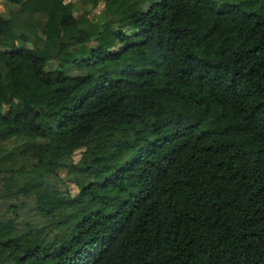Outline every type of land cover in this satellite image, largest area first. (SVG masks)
<instances>
[{"label":"trees","instance_id":"trees-1","mask_svg":"<svg viewBox=\"0 0 264 264\" xmlns=\"http://www.w3.org/2000/svg\"><path fill=\"white\" fill-rule=\"evenodd\" d=\"M5 1L0 141L50 219L0 213V264H264V0Z\"/></svg>","mask_w":264,"mask_h":264},{"label":"rangeland","instance_id":"rangeland-1","mask_svg":"<svg viewBox=\"0 0 264 264\" xmlns=\"http://www.w3.org/2000/svg\"><path fill=\"white\" fill-rule=\"evenodd\" d=\"M4 14L10 16L12 13H19L18 6H7L0 9ZM76 15L79 17V22L81 25L84 24L83 11L80 6L77 5L75 10ZM92 20H96L102 23L106 19L104 13V5H99L93 13L90 15ZM26 19L25 16L19 14V20ZM30 23H32L36 28H41L45 18L42 15H35L27 18ZM24 21V20H23ZM21 43V41H20ZM23 44V43H22ZM28 47H32V43L27 44ZM58 65L56 60H50L47 65V69H54ZM69 73H82L83 70L68 68ZM38 143H46V140L37 139ZM27 142L24 137L18 136L11 140L0 141V158L7 155L9 152L11 155L7 158L2 159L0 162V213L2 221H8L10 219H15L17 225L22 229H29L33 231H38L43 229L50 219L45 214L38 212L34 208L35 199L33 197H27L19 193V183L22 180L20 175L15 176L12 174L8 168L23 166L27 169L36 163V160L31 157H24L20 152L26 147ZM9 155V154H8ZM81 157L80 151L77 152L74 159L78 161ZM70 160L64 161V167L58 170V176H49L45 179V183L49 187H55L60 189L64 193H70L71 195H76L79 192L78 187L71 180L69 175V170L67 168ZM6 264H12V262H7Z\"/></svg>","mask_w":264,"mask_h":264},{"label":"crops","instance_id":"crops-1","mask_svg":"<svg viewBox=\"0 0 264 264\" xmlns=\"http://www.w3.org/2000/svg\"><path fill=\"white\" fill-rule=\"evenodd\" d=\"M7 2L5 1V0H0V9L2 8V7H5V6H7ZM101 4H103L104 5V3H101ZM100 4V5H101ZM0 13L2 14V15H4V16H6L5 14H4V12H2L1 10H0ZM8 16V15H7ZM22 43H18V45H21Z\"/></svg>","mask_w":264,"mask_h":264}]
</instances>
